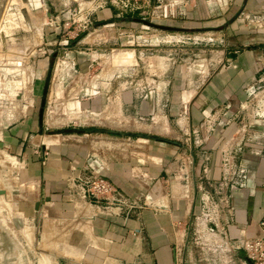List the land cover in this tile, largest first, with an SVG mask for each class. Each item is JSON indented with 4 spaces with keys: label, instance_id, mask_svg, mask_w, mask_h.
Segmentation results:
<instances>
[{
    "label": "crops",
    "instance_id": "1",
    "mask_svg": "<svg viewBox=\"0 0 264 264\" xmlns=\"http://www.w3.org/2000/svg\"><path fill=\"white\" fill-rule=\"evenodd\" d=\"M99 8L94 25L106 20L104 24H110L129 14L109 2ZM230 10L235 11L233 19L222 28L227 31L225 39L232 37L235 45L224 46L220 64L199 77L168 65L154 74L150 85L138 74V66L129 65L133 56L123 51L106 55L100 36L89 46L84 45L89 43L87 37L71 41L74 59L73 63L67 61L73 67L61 66L64 71L56 75L61 81L67 75L72 77L68 87L78 90L72 102L96 113L102 108L105 93H119L122 114L135 118L133 127L147 133L131 134L147 138L132 140L121 129H116L125 132L117 133L120 136H102L104 131L92 129L74 135L61 132L60 138H50L46 118L40 123L32 110L4 130L1 145L23 161L28 176L38 185L42 203L64 208L70 197H79L91 209L90 247L102 254L101 260L123 264H253L240 241L263 234L264 138L259 130L233 137L226 169L220 165L219 132L200 146L185 141L207 109L227 102L235 108L245 96L242 86L263 71L264 30L249 28L253 23L264 27V0H242L238 5L234 0ZM90 61L93 65L87 69ZM43 84L36 80L34 95L42 93ZM150 114L155 117L147 119ZM138 118L149 121H135ZM225 131L227 136L233 133L232 128ZM206 156L210 168L204 173ZM91 168L111 180L118 197L126 198L129 204L87 203L78 178L88 175ZM200 231L216 234L227 246L198 242ZM215 251L218 257L210 261L207 252Z\"/></svg>",
    "mask_w": 264,
    "mask_h": 264
},
{
    "label": "rangeland",
    "instance_id": "2",
    "mask_svg": "<svg viewBox=\"0 0 264 264\" xmlns=\"http://www.w3.org/2000/svg\"><path fill=\"white\" fill-rule=\"evenodd\" d=\"M105 1L108 0H0V264H123L114 259L101 260L102 254L90 247L92 211L81 198L70 197L64 208L46 201L42 203L38 185L28 176L23 161L1 145L2 134L8 126L30 110L39 115L42 93L34 95L32 88L36 80L42 85L49 71L50 84L43 109L48 137L60 138L58 134L66 128L80 129L84 133L97 128H115L126 131L124 136L132 140L147 138L131 134L146 131L133 127L135 118L122 114L119 93H105L102 108L95 113L88 107L84 109L83 104L76 107V102H72L78 91L68 87L72 77L67 75L61 81L56 75L64 70L61 65L56 66L60 45L55 41L68 33L73 36L78 28L77 23L65 32L57 28L63 15L78 6L97 11ZM241 2L237 0V5ZM233 3L234 0H152L148 13L127 12L128 15L119 16L110 24L89 26L68 39L69 45L72 46L74 39L87 37L89 43L84 45L89 46L100 36L101 45H106V55L123 51L128 57L133 56L129 65L138 66V74L150 85L154 74L168 65L199 77L220 64L224 46L235 45L232 37L225 39L227 31L222 28L233 19L235 11L230 10ZM228 10L230 13L226 15ZM138 18L201 29L166 30ZM76 19L82 21L80 16ZM254 24L249 30H264ZM208 26L219 27L205 30ZM147 119L135 121H149ZM103 133L105 136L110 132ZM35 200L40 202L39 209H35ZM208 231L213 233L214 229ZM196 240L227 246L216 234L209 236L204 232ZM224 252L228 253L226 249ZM207 255L210 261L218 257L216 251Z\"/></svg>",
    "mask_w": 264,
    "mask_h": 264
},
{
    "label": "built area",
    "instance_id": "3",
    "mask_svg": "<svg viewBox=\"0 0 264 264\" xmlns=\"http://www.w3.org/2000/svg\"><path fill=\"white\" fill-rule=\"evenodd\" d=\"M152 0H108V3L118 7L124 12H139L148 13L151 8ZM96 9L78 6L73 11H67L63 15L62 22L57 28L61 27V31L65 32L74 23H77V30L74 35H78L79 31H85L89 26L94 25L95 20L92 19L93 13ZM80 16L81 19H76ZM60 29L57 30V33ZM74 35H63L64 37L56 40L55 43L60 45L59 55L57 57L56 66L72 68L73 64H69L68 59H74L71 54V46L69 45L70 38ZM52 44V42H49ZM52 53V50L50 51ZM56 53V52H55ZM73 63V62H72ZM264 66V60L262 61ZM74 65H76L74 63ZM93 61L88 62L87 69H90ZM244 98L235 106L227 102L218 107H211L204 112L201 122L192 130L188 132L185 141L194 145H203L210 140L214 132H219L221 138L217 142L219 150L222 152L220 165L222 169H226L229 163L231 154L228 150V144L232 142L233 137L239 134H252L259 130L261 136L264 138V68L259 77H256L252 82L246 83L242 86ZM232 128L233 133L226 135L227 129ZM192 136V137H191ZM194 137V138H193ZM264 158V152L262 154ZM210 168L209 156L204 157L202 164V171L208 172ZM201 170V168H200ZM81 196L89 204L99 205L103 201H117L123 204H129L126 198L118 197V191L114 183L108 178L103 177L99 170L91 168V171L86 176L78 178ZM132 204V203H130ZM263 234L257 237L242 239L240 247L245 251L247 258L253 264H264V221H262Z\"/></svg>",
    "mask_w": 264,
    "mask_h": 264
},
{
    "label": "water",
    "instance_id": "4",
    "mask_svg": "<svg viewBox=\"0 0 264 264\" xmlns=\"http://www.w3.org/2000/svg\"><path fill=\"white\" fill-rule=\"evenodd\" d=\"M138 20H141L142 22L148 24V25H152L155 26L157 28H162V29H166V30H177V31H189V30H195V29H201L199 27H185V26H174V25H168V24H159V23H155L152 22L150 20H146V19H142V18H138ZM108 22L106 21H102V22H98L95 25H101ZM217 27L214 26H208V27H204L205 30H212L215 29ZM50 84V71L48 72L47 76L45 77V81L43 84V89H42V97H41V107H40V111H39V122L42 123L43 122V109L45 106V96L47 94V90H48V86ZM65 131V132H70L73 131L75 133H78L79 131H81L80 129H72V128H66V129H62L60 132ZM88 131H92V130H88ZM94 131L96 132H101V131H106V132H110V133H121L124 134V131L121 130H116L114 128H107V129H95ZM55 133H58V130H54ZM40 206V202L36 201L35 202V209H39Z\"/></svg>",
    "mask_w": 264,
    "mask_h": 264
},
{
    "label": "bare ground",
    "instance_id": "5",
    "mask_svg": "<svg viewBox=\"0 0 264 264\" xmlns=\"http://www.w3.org/2000/svg\"><path fill=\"white\" fill-rule=\"evenodd\" d=\"M5 17H6V16H5ZM77 106L81 107V103H80V102H77V103H76V107H77Z\"/></svg>",
    "mask_w": 264,
    "mask_h": 264
}]
</instances>
